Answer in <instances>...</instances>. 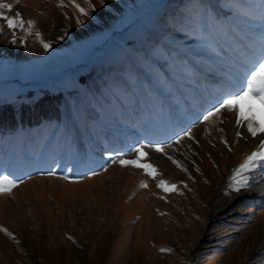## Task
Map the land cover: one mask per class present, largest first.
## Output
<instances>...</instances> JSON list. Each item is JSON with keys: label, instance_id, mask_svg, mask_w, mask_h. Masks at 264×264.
Segmentation results:
<instances>
[{"label": "rangeland", "instance_id": "rangeland-1", "mask_svg": "<svg viewBox=\"0 0 264 264\" xmlns=\"http://www.w3.org/2000/svg\"><path fill=\"white\" fill-rule=\"evenodd\" d=\"M4 2L13 5L5 15L35 26L13 32L0 20V110L60 94L84 169L57 149L43 165L51 141L34 155L13 134L23 165L15 173L0 163L16 184L0 193V229L15 237L0 231V264H264V201L213 214L236 196L232 172L258 137L226 111L197 122L232 76L264 58V0H91L95 11L75 0L86 17L69 0ZM186 129L194 139L174 143ZM157 143L172 147L156 153ZM140 144L150 145L155 180L119 163ZM161 179L176 190L158 188Z\"/></svg>", "mask_w": 264, "mask_h": 264}, {"label": "snow or ice", "instance_id": "snow-or-ice-1", "mask_svg": "<svg viewBox=\"0 0 264 264\" xmlns=\"http://www.w3.org/2000/svg\"><path fill=\"white\" fill-rule=\"evenodd\" d=\"M17 2H19V0H17ZM84 3L87 5L88 9L95 11L91 0H84ZM69 4L79 13V16L86 17L89 15V12L80 4L76 3L75 0H69ZM66 6L63 0H59L57 7L63 8ZM12 7V4L0 0V20L6 21L8 29L14 32L15 28L19 27L23 31L25 23H27L28 28H33L35 26L31 20L25 22L21 18L19 12H17L14 17L5 15L3 10L10 12ZM76 24H81V19L79 17L76 19ZM0 31H2V28H0ZM35 35L44 51L48 52L51 48V44L45 42L39 32H36ZM13 42H15V39ZM225 111L235 115V124L237 128L246 127L247 132L253 139L260 137L258 147L232 172L231 180L234 186L230 185V187H232L233 191L240 192L242 189L249 186L248 180L244 174L252 171L256 166L264 165V58L253 61L252 64L246 67L238 76H232L226 82L223 92L217 96L216 102L210 108L204 110L203 114L197 118V122L208 123ZM221 123H223L222 120ZM236 136L239 139L243 138L239 131L236 132ZM185 137L189 140L194 139L191 130L186 129L183 134L175 138L173 142L179 144ZM222 143H224L229 151H232L231 146H229L226 140H222ZM148 147H150V145L140 144L134 146L132 151L136 153V158L124 159L120 157L119 163L122 167L131 166L133 168L142 169L146 176L155 180L160 173L151 163L145 162L148 159V153L145 149ZM151 147L156 153L166 155L165 149L171 148L172 144L157 143L151 145ZM167 158L171 160L177 168H180L182 171H187V169L173 157L168 156ZM197 171H199V169H197ZM13 187H16V184L13 180H10L8 176L0 177V193L10 191ZM140 187L147 188L148 185L146 183H141ZM157 187L164 191L176 190V185L169 184L163 179L158 181ZM0 231H4L10 238L15 239L6 229H0ZM69 239H71V237H69ZM160 251L162 253L170 252L171 249L161 248Z\"/></svg>", "mask_w": 264, "mask_h": 264}, {"label": "trees", "instance_id": "trees-1", "mask_svg": "<svg viewBox=\"0 0 264 264\" xmlns=\"http://www.w3.org/2000/svg\"><path fill=\"white\" fill-rule=\"evenodd\" d=\"M60 96L48 94L33 104L16 105L19 108L7 105L4 110H0V163L7 165L11 172H19L23 165L18 162L14 145L10 143L14 133L20 148L22 149L25 142L27 151L34 155L38 154L40 148H44L45 142L51 141L47 147L50 152L41 157V164L49 162L54 150L57 149L62 155L66 154L65 165L72 166L75 173L80 174L79 172L84 169L79 159L77 145L70 136L68 137L64 118L56 105ZM72 113L77 124L84 126L80 106H74ZM17 115H21L22 121H17ZM25 115H28L27 118ZM54 129L56 133L52 137L51 132Z\"/></svg>", "mask_w": 264, "mask_h": 264}, {"label": "bare ground", "instance_id": "bare-ground-1", "mask_svg": "<svg viewBox=\"0 0 264 264\" xmlns=\"http://www.w3.org/2000/svg\"><path fill=\"white\" fill-rule=\"evenodd\" d=\"M242 128L240 130L242 131ZM240 131V132H241ZM245 136V135H244ZM260 137L257 138L259 143ZM246 179L248 180V187L236 192V196L229 203V207H214V213L220 216L224 215L228 210L235 207L237 204H251L256 201H264V165L254 167V169L247 173ZM251 180H254L250 183ZM250 183V184H249ZM234 210V209H233ZM242 211V210H241ZM242 212H239L241 214Z\"/></svg>", "mask_w": 264, "mask_h": 264}]
</instances>
